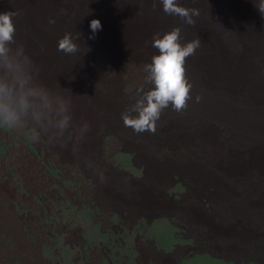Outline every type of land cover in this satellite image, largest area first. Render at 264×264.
<instances>
[{
	"label": "rangeland",
	"instance_id": "374dc122",
	"mask_svg": "<svg viewBox=\"0 0 264 264\" xmlns=\"http://www.w3.org/2000/svg\"><path fill=\"white\" fill-rule=\"evenodd\" d=\"M227 1L230 3L232 0ZM212 25L218 37L226 38L230 34L226 17L215 16ZM241 42L231 45V49L239 55L243 52ZM140 61L143 59L137 58L122 72H111L118 78L117 84L108 86L114 93L115 107L110 109L116 117L129 110L142 93L154 87L147 81L145 64ZM193 77L186 78L192 85L187 107L179 112L171 105L164 109L157 121L155 134L143 132L135 136L138 133L132 131L134 136L126 137L115 128L104 126L96 141L90 143L93 146H87L84 141L73 143L63 140L65 150L56 146L55 140L49 139L50 133L37 132L33 138L34 134L27 127L22 130L0 128V264H144L147 257L138 252L142 241H156L159 248L168 251L173 249L174 244L183 246L192 243L186 237H177L178 228L164 216L163 210L172 212L173 207H179L177 211H181L182 207L186 209L181 211L184 222L180 221L186 222L187 227L189 223L195 224L197 229L193 227L192 230L200 233V240L220 248L215 250L216 254L221 248L226 250L220 258L202 252L182 264H234L224 257L238 258L235 253L250 260L246 264H264V242L260 243V238H264V182L262 198L257 193L256 196L254 193L244 196L245 202L254 203L256 217L261 218L259 226L236 224L235 215L231 212V203L236 205L237 210L245 208L240 200L243 187L247 186L248 190L255 188L257 192L261 183L256 179L264 181V159L261 164L255 159L259 151L264 154V89L258 87L264 86V76H246L231 86L224 82H198ZM197 89L201 91L196 93ZM202 95H210L222 106L229 104L232 114L228 117L227 108L225 111L219 107L217 112L204 108L199 103ZM198 128L209 129L208 136L196 133ZM184 134L190 135L195 146L205 149L193 154L205 153L209 157L206 149L210 147H206L205 142L212 140L222 143L229 149L228 152L236 153L231 155L230 160L235 159L241 173L245 171L243 179L240 181L242 174H237L239 182L230 183L225 178L229 177L225 168H215L204 162L179 165L171 159L158 158L153 163L151 157L164 155V149L171 148V143L179 140L177 136ZM72 136L78 137L76 134ZM77 149L94 151L87 156L83 166L67 155ZM177 151L186 150L181 148ZM109 165L112 170L125 171L126 177L112 173ZM235 171L238 173L239 170ZM252 174L256 175L255 181L249 178ZM134 182L139 189L149 188L153 198H148L151 208L144 207L145 203L140 205L146 208L139 211L141 216L147 217L132 224L123 215H128V211L138 215V212H130L137 206L131 200L122 198L124 193L116 188L124 192L130 190L134 195L137 193ZM168 183L169 187L165 188ZM224 191L238 196L239 200L232 201L224 194L217 202L221 203L220 206L217 205L214 196H220ZM166 192L170 195L175 193L176 197H179V192L184 193L181 205L173 206ZM199 196L204 197L201 206L213 209L201 216L192 208ZM161 200L167 206L170 204V208L167 209ZM219 210L230 214V219L224 221L226 223L219 220ZM212 212H216L217 219ZM150 216L153 218L148 223ZM244 238L247 244L238 242V239Z\"/></svg>",
	"mask_w": 264,
	"mask_h": 264
},
{
	"label": "bare ground",
	"instance_id": "6f19581e",
	"mask_svg": "<svg viewBox=\"0 0 264 264\" xmlns=\"http://www.w3.org/2000/svg\"><path fill=\"white\" fill-rule=\"evenodd\" d=\"M176 2L181 7L199 9V16L193 17L196 21L194 25L186 24L179 16L165 14L161 0H0V13H16L13 16L16 28L14 37L16 43L13 47L19 45L24 47L25 53L39 70L38 80L53 91L63 95L70 105L71 127L62 138L55 139L56 146L59 145L66 150L63 140L72 141L73 143L84 141L87 146H93L90 143L96 141L100 130L104 126L113 127L125 134L126 137L134 136L133 130L124 126L121 116L116 117V113L110 109L115 107V101H113L114 93L108 86L118 83L116 74L111 72L126 70L137 58L143 59V61H140L141 64L151 63L152 57L159 54L158 49L152 46L153 38L157 34L162 37L173 29L179 28L182 44L197 37L200 38V47L194 55L186 58L185 76L188 79H191V75H193V78L198 82L208 84L224 82L231 86L246 76L252 78L264 76V16L256 7L259 0H232L230 3L227 0H219L217 3L212 0H176ZM217 15H222L228 19L229 26L227 28L230 34L226 38H220L214 32L215 27L212 23ZM93 19H99L103 27L102 30L95 33V38H90L93 36L90 28V22ZM52 20L55 23H50ZM223 24L224 21L221 25ZM248 31L249 35H247ZM66 33H72L73 37L77 33L81 34L79 39L74 40L79 47V51L74 55H67L58 51V42ZM237 41H242L243 45V52L240 55L231 49L233 42ZM189 66H192L191 69ZM258 87L264 89L263 85H258ZM198 91H201V89H197L196 93H199ZM202 96L199 103L204 108L216 110L217 112L220 107L225 111L228 110V117L232 114L229 111L232 110V106L227 102L225 103L229 106L226 104L222 106L221 103L217 104L216 100L210 95ZM89 102L94 103L95 106ZM84 123L89 125V130L82 137L71 136L69 138V133H75V130L82 127ZM208 131L207 128L195 129V132L202 137H207ZM66 136L70 140L65 139ZM177 137L179 140L172 142L171 148L164 149V155L160 154V150H162L160 149L158 150L160 154L158 157H151L153 163L158 158L161 160L171 159L173 163L179 165L185 163L188 165L192 161L194 164L204 162V164L215 168H225L229 174V177L225 178L230 183L239 182L237 174H242L240 181L243 179L245 171L241 173L238 164L234 161L235 159L230 160L231 155L236 153L228 152L229 149L222 146L219 141L205 142L206 147H210L206 149L210 153L208 157L205 153L193 154V152H203L205 149L200 148L201 146H195L191 142L189 134ZM179 145L183 147H178ZM181 148L186 151H177ZM82 150L77 149L75 153H67V155L69 158L80 161L82 165L87 156L94 152H82ZM148 154L151 155L149 151ZM256 158V163L261 164L262 158L264 159L262 151H259ZM109 167V169H113L110 165ZM236 169L239 170L238 173L235 171ZM93 172V174L96 173ZM111 172L115 175H118L117 173L123 176L127 174L123 170H112ZM249 178L255 181L256 175L252 174ZM245 179L248 180V177L246 176ZM256 182L261 183L259 185L261 189L257 188V192L255 188L252 190L246 189L247 186L241 190L243 192L240 200L243 201L244 209L237 210L236 205L231 203V212L235 215L236 224L245 223V227L250 224L256 228L259 219H261L256 217L254 203H247L244 199L245 195L251 193H254V195L257 193L256 195L262 198V184L264 181L256 179ZM169 185V183L165 185V188H168ZM133 186L137 192L134 195L131 194L130 190L124 192L116 188L117 191L124 193L125 196L122 198L131 200L133 205L137 206V208L130 209V212H138V215L130 214L129 211L128 215H123V218L130 220L132 224L141 222L144 217H147V215L141 216L142 213L139 211L146 208H142L140 205L145 203L144 207L151 208L148 206V198H153V193L149 188L141 187L139 189L138 184L135 182ZM166 193L167 199L174 203L173 206L175 204L181 205L184 193L179 192V197H176L175 193L172 195ZM221 194L220 196H214L217 205L221 204L217 202L224 194L228 198L230 197L232 201L239 200L238 196L230 194L228 191L221 192ZM208 197H205L207 201ZM198 199L195 201L196 204H192L193 212L198 216L205 215V213L213 210L210 203V210L200 205L204 197L199 196ZM161 201L164 205L163 200ZM165 206L167 209L170 208V204L169 206L165 204ZM178 208L173 207L175 213L173 210L172 212L166 209L163 210L165 212L164 216L178 228L177 237H186L192 243H185L183 246L174 244L173 249L168 251L159 248L156 241L146 240L145 243L142 241V248L139 247L138 252L146 255L147 258H145L144 264H182L188 258L202 254V252L220 258L222 252L226 251L221 248L219 254H216L215 250L220 248L216 249L213 243L207 245V242L200 240V233L197 231L196 234L192 230L193 227V229H197L195 224L189 223V227H187L186 222H181L183 221V212L181 211L186 209L184 210L182 207L181 211H177ZM262 210L264 209L262 208ZM219 211V220L226 223L224 221L230 219V214L225 213L224 210ZM212 216L216 218V212H212ZM152 218L148 219V223ZM208 228L210 229V227ZM260 239H262L260 243H263L264 238L261 237ZM238 242L248 243L245 238L244 240L238 239ZM232 251L235 253L234 249ZM235 254L238 258L227 256L228 259L227 257H224V259L226 261L232 260L234 264H246L250 261H247L245 257H240L238 253Z\"/></svg>",
	"mask_w": 264,
	"mask_h": 264
},
{
	"label": "clouds",
	"instance_id": "9594fccd",
	"mask_svg": "<svg viewBox=\"0 0 264 264\" xmlns=\"http://www.w3.org/2000/svg\"><path fill=\"white\" fill-rule=\"evenodd\" d=\"M163 12L179 16L188 25H194V16H199V9L181 7L176 0H161ZM256 7L264 16V0H259ZM16 13H0V128L22 130L28 128L35 138L37 132L49 134L50 140L62 138L71 127L72 116L70 105L60 93L53 91L38 80V69L25 53L22 45L13 47L15 42V25L13 16ZM50 23H55L54 20ZM99 19L90 22L95 33L102 30ZM73 37L66 33L58 42V51L74 55L79 51ZM201 40L196 39L182 44L180 29L175 28L162 37L157 34L152 46L159 54L152 57L151 63L145 65L148 73L146 79L154 87L142 93L129 110L121 114L124 126L136 133L151 132L155 134L157 121L161 113L170 105L179 112L187 107L192 85L185 76L186 58L195 54ZM138 113V115H133ZM89 130V125L69 133L82 137ZM101 174V179H103Z\"/></svg>",
	"mask_w": 264,
	"mask_h": 264
}]
</instances>
